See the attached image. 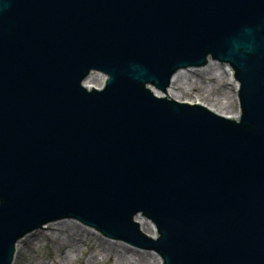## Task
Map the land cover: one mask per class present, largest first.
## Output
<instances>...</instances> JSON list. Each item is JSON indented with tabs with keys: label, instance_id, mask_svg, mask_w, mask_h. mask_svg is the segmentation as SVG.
Wrapping results in <instances>:
<instances>
[{
	"label": "water",
	"instance_id": "water-1",
	"mask_svg": "<svg viewBox=\"0 0 264 264\" xmlns=\"http://www.w3.org/2000/svg\"><path fill=\"white\" fill-rule=\"evenodd\" d=\"M213 62L238 119L167 94ZM61 220L163 264H264V0H0V264Z\"/></svg>",
	"mask_w": 264,
	"mask_h": 264
},
{
	"label": "rangeland",
	"instance_id": "rangeland-1",
	"mask_svg": "<svg viewBox=\"0 0 264 264\" xmlns=\"http://www.w3.org/2000/svg\"><path fill=\"white\" fill-rule=\"evenodd\" d=\"M215 65L212 68L185 71L191 76L188 79L191 81L181 84L180 92L176 90V100L202 104L224 116L238 118L240 116L238 88L231 84L232 72L227 66L219 63ZM211 69H214V72H211ZM100 77V81H90L95 88L100 89L104 85L105 77L103 75ZM174 88L177 89L178 85L176 84ZM139 221L144 223L146 235L156 234V228L150 221L144 218H140ZM36 236H41L38 242L34 241ZM20 243L22 247L28 246L29 249L26 252L18 250L14 264H105L101 256L98 261L91 258L95 248L103 243L116 246L124 254L129 251L136 259L141 257L143 260L141 264H154L156 257L160 258L154 252H146L124 242L107 239L75 220L51 223L43 230L30 234ZM69 253L73 255L72 259L67 258Z\"/></svg>",
	"mask_w": 264,
	"mask_h": 264
},
{
	"label": "bare ground",
	"instance_id": "bare-ground-1",
	"mask_svg": "<svg viewBox=\"0 0 264 264\" xmlns=\"http://www.w3.org/2000/svg\"><path fill=\"white\" fill-rule=\"evenodd\" d=\"M215 64L218 63H212L211 65H209L208 68H212L213 66H216ZM211 72H214V69H211ZM229 76V75H228ZM231 77V75L229 76ZM189 78H191V76L189 74H187L185 71L179 73L173 80V84L172 87L170 88V90L168 91V96L170 98H173L176 100L177 98V94L176 92H180V88H181V84L184 85L185 83H188L191 80H188ZM101 77L100 75H93L91 76V78L89 79V82L87 84V87L89 88H93L94 86L92 85V83L90 81H100ZM193 79V78H192ZM230 80L234 83L231 82L232 85H235L236 88L238 87V83H236V81L233 80V77L230 78ZM178 85V88L175 89L174 86ZM95 88V87H94ZM177 90V91H176ZM215 111V110H214ZM216 113L222 115L221 113L215 111ZM224 116V115H223ZM237 118V116L235 117ZM140 219V218H139ZM137 219V221L139 220ZM140 224V227L142 229V231L144 233H146V231L144 230V223L139 221L138 222ZM156 234L150 235L148 234V236H150L151 238H155ZM37 238L34 239L35 242H38L41 238V236H36ZM94 244V243H93ZM101 245V244H100ZM98 246L95 248L94 250V255L91 258H94L95 260L97 259V261L99 260V257L101 256V258H103V263L107 264L108 262H112L113 264H141L143 260H141V257L136 259L135 255L131 254L129 251H126L124 254L122 253V251L118 250V248L114 245H108V244H102L101 246ZM21 243L18 244L17 246V252L18 250H22V251H27L29 249L28 246H21ZM101 248V249H100ZM147 252V251H146ZM152 253V252H151ZM73 255L71 253L68 254L67 258L72 259ZM154 264H163L162 259L156 257V260L153 262Z\"/></svg>",
	"mask_w": 264,
	"mask_h": 264
}]
</instances>
